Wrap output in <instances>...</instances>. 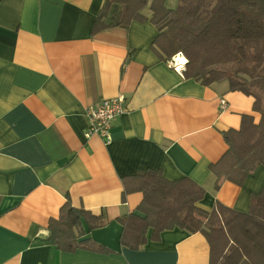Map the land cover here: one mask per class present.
Listing matches in <instances>:
<instances>
[{
	"label": "crops",
	"instance_id": "0c3cea01",
	"mask_svg": "<svg viewBox=\"0 0 264 264\" xmlns=\"http://www.w3.org/2000/svg\"><path fill=\"white\" fill-rule=\"evenodd\" d=\"M103 2L0 0V264H209L204 236L178 228L157 241L149 230L138 250L122 247L116 219L142 200L140 192L122 200V179L147 169L187 177L205 190L200 209L217 202L246 213L264 167L241 186L221 179L215 190L209 165L227 150L222 132L238 130L243 115L258 123L254 99L227 81L202 86L176 73L151 49L157 31L149 22L92 34ZM177 4L164 0L168 9ZM141 14L151 17L148 6ZM118 95L126 112L111 140L86 138L85 109ZM66 199L102 218L82 239L103 251L44 242Z\"/></svg>",
	"mask_w": 264,
	"mask_h": 264
},
{
	"label": "trees",
	"instance_id": "16d2710c",
	"mask_svg": "<svg viewBox=\"0 0 264 264\" xmlns=\"http://www.w3.org/2000/svg\"><path fill=\"white\" fill-rule=\"evenodd\" d=\"M147 6L150 18L141 14ZM131 22L154 25L151 49L161 61L183 54L184 78L202 86L227 81L230 91L254 99L258 123L243 115L238 130L222 132L227 150L209 165L215 190L221 179L241 186L258 166L264 167V0H178L174 9L166 8L164 0H104L92 34ZM122 183V200L130 193L142 194L134 212L116 219L122 226V247L138 250L149 230L150 239L157 241L163 231L178 228L204 236L209 264H264V185L250 195L243 213L217 202L210 211L200 209L196 204L205 196L202 186L187 177L168 180L160 170L139 171ZM103 225L101 217L66 199L58 217L49 219L44 242L63 252H100L101 245L82 238Z\"/></svg>",
	"mask_w": 264,
	"mask_h": 264
},
{
	"label": "built area",
	"instance_id": "2783aa9c",
	"mask_svg": "<svg viewBox=\"0 0 264 264\" xmlns=\"http://www.w3.org/2000/svg\"><path fill=\"white\" fill-rule=\"evenodd\" d=\"M187 60L182 53H176L166 64L176 73L183 75ZM226 107L225 101H220V109ZM126 112V101L123 95L113 98L101 99L85 109L87 128L84 133L86 138L93 136L103 139L106 143L111 140L110 130L113 122Z\"/></svg>",
	"mask_w": 264,
	"mask_h": 264
},
{
	"label": "rangeland",
	"instance_id": "374dc122",
	"mask_svg": "<svg viewBox=\"0 0 264 264\" xmlns=\"http://www.w3.org/2000/svg\"><path fill=\"white\" fill-rule=\"evenodd\" d=\"M177 2H178L177 0H165V6L166 7H174L177 4Z\"/></svg>",
	"mask_w": 264,
	"mask_h": 264
}]
</instances>
